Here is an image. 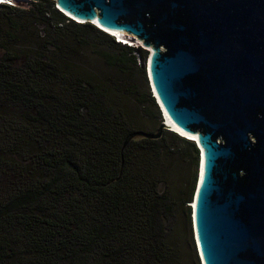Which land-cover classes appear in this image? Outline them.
<instances>
[{
	"label": "trees",
	"instance_id": "trees-1",
	"mask_svg": "<svg viewBox=\"0 0 264 264\" xmlns=\"http://www.w3.org/2000/svg\"><path fill=\"white\" fill-rule=\"evenodd\" d=\"M27 2L0 3V264H180L171 222L193 203L201 152L171 129L124 147L133 131L155 132L149 106L164 121L149 87L133 109L117 77L136 54L146 75L147 49L55 0ZM36 25L53 31L40 39ZM93 41L103 50L90 53ZM87 55L116 76L87 67ZM180 161L191 167L185 199L169 188Z\"/></svg>",
	"mask_w": 264,
	"mask_h": 264
},
{
	"label": "water",
	"instance_id": "water-1",
	"mask_svg": "<svg viewBox=\"0 0 264 264\" xmlns=\"http://www.w3.org/2000/svg\"><path fill=\"white\" fill-rule=\"evenodd\" d=\"M55 2L149 51L152 90L201 152L191 206L202 264H264V0ZM166 127L133 131L124 147Z\"/></svg>",
	"mask_w": 264,
	"mask_h": 264
},
{
	"label": "rangeland",
	"instance_id": "rangeland-1",
	"mask_svg": "<svg viewBox=\"0 0 264 264\" xmlns=\"http://www.w3.org/2000/svg\"><path fill=\"white\" fill-rule=\"evenodd\" d=\"M28 7V4H22V7ZM56 6V4H55ZM57 7V6H56ZM40 25H36V33L40 36V39H44V37L48 36L50 33L53 31V25L52 26H46V35L42 36L40 33ZM78 39H85L88 40L89 36L86 34H76L75 35ZM117 40V39H116ZM133 43L134 41L131 40ZM70 45L75 46L72 41L68 42ZM142 43V42H141ZM134 47H140L143 48V44L140 45V43L134 42ZM88 51L90 53H95L103 50V45L98 42V41H93L91 45L88 47ZM148 51V50H147ZM136 54V53H135ZM95 55V54H94ZM96 56V55H95ZM137 56V63L138 66H136L133 61L130 63V65L125 69V72L123 74L117 75L119 78V81H122L121 85L123 86L124 89H126L127 93L130 94V96L134 99L131 100L132 107L133 109H138L137 108V101H136V96H139L140 94H143L147 91V87L150 88V91L152 92V88L150 85V80L148 76V71H147V61H146V75H144L142 71V65H143V60L142 58L136 54ZM148 56H149V51H148ZM86 66L90 67L91 69L94 67L96 69L101 70L104 72L105 75H115L113 71L103 69L101 65L97 64V57H92L90 55H87L85 58ZM148 60V58L146 59ZM116 76V75H115ZM149 112L147 111L148 117H151L152 119V124L148 123L147 127H145L147 130H152L154 129L155 132L160 128L157 127V113L154 107L149 106L148 107ZM159 110L161 112V116L164 119L163 113L159 107ZM146 113V112H145ZM164 129H170L168 127ZM163 129V130H164ZM188 155V154H187ZM188 162L186 161H180L178 170L176 171V175L174 176L173 180L171 181V184L169 186L170 190L172 193L176 194V197H181L182 199H185L187 196V187H183L184 183L187 181V178L190 179L191 176H189V173L191 171V167L187 164ZM200 164H201V157H200ZM184 182V183H183ZM180 185H183L182 188ZM193 203H185L184 205L177 209L175 216L173 218L172 227L174 228L175 231V239H176V244L179 252V258H180V264H202L201 258L198 252V247L195 239V234H194V225H193V207L191 206ZM191 207V222L192 225H190V218H189V213H188V207ZM172 220V219H171Z\"/></svg>",
	"mask_w": 264,
	"mask_h": 264
},
{
	"label": "built area",
	"instance_id": "built-area-1",
	"mask_svg": "<svg viewBox=\"0 0 264 264\" xmlns=\"http://www.w3.org/2000/svg\"><path fill=\"white\" fill-rule=\"evenodd\" d=\"M0 3H7L9 5H14V6H21L22 4H25V3L27 4L28 2H27V0H3V1L0 0ZM56 6H57V8H60L57 4H56ZM126 36H127L128 39L125 38V37H119L121 42L124 43V44H128V45L134 46L133 45L134 42L141 43L133 35L127 34ZM131 40H133L134 42L132 43Z\"/></svg>",
	"mask_w": 264,
	"mask_h": 264
},
{
	"label": "bare ground",
	"instance_id": "bare-ground-1",
	"mask_svg": "<svg viewBox=\"0 0 264 264\" xmlns=\"http://www.w3.org/2000/svg\"><path fill=\"white\" fill-rule=\"evenodd\" d=\"M1 1H3V0H1ZM94 23V22H93ZM96 24V23H95ZM103 28V27H102ZM103 29H105V28H103ZM105 30H107V29H105ZM109 31V30H108ZM111 33H115V34H117L118 36H120V37H125V38H127V34H124V33H119V32H112V31H110ZM128 39V38H127ZM140 45H142V43H140ZM165 115H166V118H164L165 119V122H166V124H167V126L169 127V128H171V129H173V130H176V131H178L180 134H182V135H184L183 133H181L172 123H171V121H170V118L167 116V113L165 112ZM192 139L193 138H195V137H191ZM202 168H203V161H202V166H201ZM201 171H203V169H201ZM203 173V172H202ZM202 173H201V175H202ZM198 180H199V176H198Z\"/></svg>",
	"mask_w": 264,
	"mask_h": 264
},
{
	"label": "clouds",
	"instance_id": "clouds-1",
	"mask_svg": "<svg viewBox=\"0 0 264 264\" xmlns=\"http://www.w3.org/2000/svg\"><path fill=\"white\" fill-rule=\"evenodd\" d=\"M158 103V102H157ZM160 106V105H159ZM161 109V108H160ZM162 111V110H161Z\"/></svg>",
	"mask_w": 264,
	"mask_h": 264
}]
</instances>
